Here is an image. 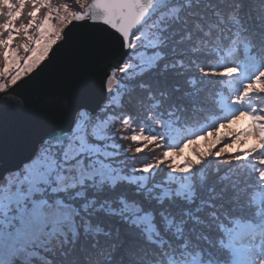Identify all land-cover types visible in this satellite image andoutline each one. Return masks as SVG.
<instances>
[{"label":"snow or ice","instance_id":"6c2138e0","mask_svg":"<svg viewBox=\"0 0 264 264\" xmlns=\"http://www.w3.org/2000/svg\"><path fill=\"white\" fill-rule=\"evenodd\" d=\"M246 2L234 0L233 23L223 32L231 39L234 28L244 41L233 72L251 79L264 68V22L248 27ZM192 3L0 0V264H264V105L255 99V110L245 112L252 138L242 148L237 142L213 157L202 144L206 159L173 164L176 137L207 105L182 64L175 74L185 78L183 88L153 91L147 83L162 64L177 67L165 63L166 34L186 23L181 14ZM258 3L264 21V0ZM75 24L92 31L68 64L86 63L93 81L98 71L99 92L93 83L38 97L31 119L9 126L5 149V114L28 106L17 89L39 74ZM155 144L163 150L158 164L149 163L155 151L147 150Z\"/></svg>","mask_w":264,"mask_h":264},{"label":"trees","instance_id":"16d2710c","mask_svg":"<svg viewBox=\"0 0 264 264\" xmlns=\"http://www.w3.org/2000/svg\"><path fill=\"white\" fill-rule=\"evenodd\" d=\"M199 1L201 2L198 4L193 0L191 7L184 8L181 17L182 21H186V23L182 22L169 26V31L166 35L167 43L164 48V54L167 56L165 63L167 65L176 64L177 67H169L165 71L162 64V67L157 70V74L148 78L147 83L152 85L153 91H158L162 87H167L168 90H171L173 85H180L183 88L185 86V78L175 74L180 70L179 66L181 64L187 70L188 86H191L190 82L193 79V74H195L198 85L202 90L200 98L207 107L197 109V113H202V115L198 116V122L194 120L192 126L186 128L176 137V140L184 135L191 138L193 136L192 133L195 132L196 134L210 136L211 141H219L218 139L222 141L224 135H217L215 138L210 134L212 130L208 129V127L214 125L218 120H225V116L240 105L236 94L238 89L247 88L245 95L246 99L251 102V110H255L256 104L252 102L255 99H260V104L264 105V98L259 96L260 93H264V80L257 83V78L264 75V68H261L257 75L251 77V79H243L238 72L225 76L223 80L213 79L214 75L230 73L235 65H238L240 61L242 63L241 58L238 59V56L244 46V41L237 37L234 28L232 29L233 35L231 39L228 38L227 32H223L224 28L233 23L230 9L235 6L234 0H223V2L221 0ZM259 9L258 0H247L243 12L246 14L249 28H256L259 23L264 22L257 19ZM217 12L221 15L217 16ZM257 31H259L258 28ZM221 33H223L222 36ZM189 36H191L190 39ZM206 57L211 58L206 59ZM222 66H226V68L223 69ZM157 81H159V84L156 83ZM252 83L255 84L252 85ZM247 86L250 87L248 88ZM256 94L258 95L257 98H255ZM142 95L143 93H138L133 97L129 105L131 110H136L138 107L137 101ZM213 100L218 101L217 109L219 111L215 115L211 108ZM228 101L233 102L231 107H229ZM152 119L155 120V117H152ZM210 146H212L211 149H216V146H213V142ZM158 148H160L159 144L157 148L147 150L150 153ZM161 151H155L153 158L161 155ZM210 152L211 156H213L214 151L210 150ZM201 156L203 159L207 158L204 153ZM217 190L219 189L217 188ZM138 243L142 244L143 242L139 241ZM58 259L62 258L58 257Z\"/></svg>","mask_w":264,"mask_h":264},{"label":"water","instance_id":"95a60500","mask_svg":"<svg viewBox=\"0 0 264 264\" xmlns=\"http://www.w3.org/2000/svg\"><path fill=\"white\" fill-rule=\"evenodd\" d=\"M67 39L64 43L54 46L50 53V60L43 62L42 70L26 85L17 91L26 98L28 106L22 110L6 113L4 116L5 135L3 143L8 148L11 138L9 126H23L32 117V109L37 103V98L46 94L71 93L93 86L99 92L100 76L97 71L95 80L91 68L85 64H68V56L77 43L92 29L82 24L69 26ZM118 55V53H113Z\"/></svg>","mask_w":264,"mask_h":264},{"label":"rangeland","instance_id":"374dc122","mask_svg":"<svg viewBox=\"0 0 264 264\" xmlns=\"http://www.w3.org/2000/svg\"><path fill=\"white\" fill-rule=\"evenodd\" d=\"M214 1H216V0H214ZM54 2H55V0H54ZM200 2L201 1H199V3ZM198 4H197V6H198ZM177 6H182V5H177ZM199 6H201V5H199ZM53 23H55V21H53ZM21 54H23V53H21ZM239 58H241L240 53H239L238 59ZM240 60H242V59H240ZM237 61H239V60H237ZM239 64H241V61L239 62ZM222 68L224 69V68H226V66H222ZM230 73H234L233 70H231ZM254 84L255 83H252V85H254ZM247 87L249 88L250 86H247ZM246 89L247 88L238 89L236 92L237 98L240 101L239 102L240 105L237 108H234L230 114H227V116H225L226 117L225 120H218L214 125L208 127V129L212 130V133H210V134H212L213 137L216 138L217 135H224V139L222 141H220V139H218L219 141H216V140L211 141L210 136H208L206 134H196L195 136H192L191 138L188 137V139L186 141H184V143L181 144L180 141H183L184 137L187 136V135H184L182 138H178V140L175 139V141H174L175 144H180V147L178 150L175 151V155H174L171 163L175 164L178 159H181L184 156H190L191 158L188 160V165L195 164L197 156H199L200 158L203 159V157L201 155L204 152H201L199 150L200 146L202 144L211 145V143L213 142V146L214 147L216 146V149L213 152V157L217 156V155H221L222 153L225 152V150L227 148L236 146L237 142L239 143V147L242 148L243 145L245 143H247V141L249 139L252 138L251 135H249V127L247 126L251 123V121L249 119V116L245 115V112H248L250 115L251 112L254 111V109H252V110L250 109L251 108V106H250L251 102L246 99V95H245ZM257 97H258V95L256 94L255 98H257ZM241 98H242V100H240ZM228 104H229V107H231L233 102L228 101ZM227 134H230V135H227ZM149 143H152V141L150 139L146 140L145 143L143 145H141L140 147L146 148ZM218 143H219V147H217ZM190 145L195 148V152H196L195 156L191 155L190 147H189ZM155 147L157 148L158 144L153 145V147L151 149H153ZM149 149L150 148H148V150ZM204 155H205V153H204ZM208 155L211 156L210 151H209ZM160 156L161 155H159L158 157H160ZM149 163H157L158 164L159 161L156 158H153L151 161H149ZM188 165H185L184 167H187ZM167 166L168 165H165V167H167ZM184 167L180 168V172L184 171Z\"/></svg>","mask_w":264,"mask_h":264}]
</instances>
